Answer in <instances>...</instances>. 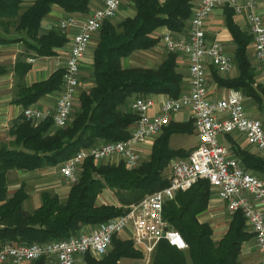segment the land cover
<instances>
[{
  "label": "trees",
  "instance_id": "trees-1",
  "mask_svg": "<svg viewBox=\"0 0 264 264\" xmlns=\"http://www.w3.org/2000/svg\"><path fill=\"white\" fill-rule=\"evenodd\" d=\"M133 17L117 23L105 20L93 50L92 85L80 92L78 107L64 128H54L51 119L37 125L21 115L9 133L12 144L21 147H0V247L4 243H43L66 238L84 225H96L125 212L124 205L136 203L146 194L168 184L162 172L172 158L182 155V150L172 149L169 138L175 133H191L193 122L171 121L155 138L147 160L135 168H127L120 161L116 164L95 163L87 158L80 165L78 179L69 186L67 196L61 199L47 190L41 192V203L32 211L22 208L27 198L19 187L7 197V173L9 170H35L60 166L81 148L104 141L126 139L137 119L133 111H123L122 106L133 95L146 97L162 93L177 97L184 88L183 74L176 69V55L166 53L155 68L121 66L122 57L136 50L150 49L158 39L152 32L160 26L170 31L182 32L189 19L193 0H132ZM23 0H0V25L7 30L22 32L26 49L38 56L55 54V47L66 41L59 28L40 35V20L56 4L65 12L84 13L90 0H34L22 9ZM226 25L236 44L234 63L238 75L234 78L214 76L220 86L240 90L242 94L264 110V88L256 84L254 69L248 58L247 48L251 37L233 22V10L225 8ZM0 35V44L12 41ZM30 65L24 61L15 64V73L22 78ZM4 69L0 67V73ZM63 69L53 72L47 79L26 87L21 85L15 102L25 108L46 93L57 91L62 85ZM54 128V130H52ZM233 155L248 171L264 177V158L241 149L228 136ZM112 190L121 206L96 204L103 189ZM211 186L206 179L198 180L186 191L177 192L173 200L166 201L163 216L179 231L188 244L186 250H178L161 240L150 256L149 264H241L242 244L253 237L248 231L241 212L231 215L224 235L213 238L208 222L199 221V215L207 208ZM87 264H115L121 258L140 260L143 254L133 247L130 240L113 236L106 255L95 259L85 255ZM44 258L34 261L43 264Z\"/></svg>",
  "mask_w": 264,
  "mask_h": 264
},
{
  "label": "built area",
  "instance_id": "built-area-1",
  "mask_svg": "<svg viewBox=\"0 0 264 264\" xmlns=\"http://www.w3.org/2000/svg\"><path fill=\"white\" fill-rule=\"evenodd\" d=\"M123 0H104L84 18L74 14L63 17L58 28L61 33L74 29L70 45L63 59L62 85L58 90L53 108H23V117L39 124L51 119L54 128H64L70 121L74 99L78 94L81 61L105 20L115 16ZM260 0H198L192 7L186 33L168 31L161 36L167 53H182L187 60L188 88L177 97H168L159 112L149 114L153 100L135 96L131 110L137 114L134 126L126 139L104 141L81 148L59 169L63 181L70 186L78 179L80 165L91 158L95 163L122 161L127 168L137 167L141 153L136 145L156 138L182 108H189L197 136L196 147L184 158L171 160L168 184L146 194L131 204L121 215L96 224L90 231L80 230L66 238L43 243L17 244L7 242L0 247V264H24L44 258L47 264H76L77 255L91 253L103 255L111 246L113 236L123 231L143 256L150 258L161 240L178 250H186L187 242L163 216L166 201L176 193L186 191L198 180H208L217 198L225 203L231 216L241 212L248 231L264 264V180L246 170L233 155L226 139L234 133L243 134L247 145L264 157V124L246 112L245 96L232 89L222 98H209L206 86L208 63L220 74L228 73L233 60L219 40L207 41L205 19L220 6H226L235 14H242L251 37L254 56L258 63L260 84L264 88V20L258 12ZM218 136L226 141L221 143Z\"/></svg>",
  "mask_w": 264,
  "mask_h": 264
},
{
  "label": "crops",
  "instance_id": "crops-1",
  "mask_svg": "<svg viewBox=\"0 0 264 264\" xmlns=\"http://www.w3.org/2000/svg\"><path fill=\"white\" fill-rule=\"evenodd\" d=\"M34 0H23L22 9L30 5ZM160 2L164 0H159ZM198 0H193L192 7L197 3ZM104 0H90L88 4V9L84 13L80 12H65L60 6L53 4L49 10V12L40 20V26L38 29V33L40 35L47 34L51 29L58 28L59 21L68 14H74L80 18H84L90 14V12L96 8H100L103 6ZM191 7V9H192ZM226 6H220L213 10V12L205 19L204 29H205V37L207 41L219 40L224 45L226 53L231 56L233 60L232 69L226 74H220L218 70L208 63L207 65V75H206V86H207V96L209 98H222L225 97L230 90L234 88H229L225 86H220L214 79V76H219L223 78H234L238 75V69L234 63V54L236 44L232 38V35L226 25ZM258 12L262 16L264 20V0H260L258 4ZM135 15V8L132 0H123L117 13L111 19H109L113 23H117L126 17H133ZM233 22L238 26V28L247 34V23L242 14H235L233 12L232 15ZM189 24V19L187 20L186 27L180 33H186ZM100 31V30H99ZM95 33L92 36L91 42L88 46L86 53L84 54L81 61V72L79 76V86L82 82L83 84L92 85V77L91 73L93 70V50L95 45L97 44L98 34ZM170 31L165 26L157 27L152 35L158 39V42L155 46L146 50H136L132 52L129 56L122 57L120 60L121 66L124 68L127 67H147V68H155L159 65V63L163 60L165 54L167 53L163 45L161 43V36ZM75 32L74 29L67 30V33L64 34L66 41L60 47H55V54L51 56H38L35 51L28 50L25 47L23 40H20L24 34L22 32L14 31L13 26L8 27L5 30L0 25V35L4 38L13 39L12 41H8L0 44V67L4 69L3 72L0 73V144L13 141L14 137L9 133L10 128L17 120H20L22 115L23 106L20 103L14 101L16 99V94L21 85L30 86L33 83L40 82L42 80L47 79L53 72L58 69H62L63 59L67 54L71 36ZM248 58L252 64L254 69V79L256 84H260L259 77V68L257 60L254 56L253 45L250 42L247 48ZM176 55V69L178 72L183 74V82L184 88L180 92H184L188 88V79H187V60L186 56L182 53H177ZM18 61H24L30 65L28 71L24 74L22 78L18 77L15 73V64ZM87 76L88 80L86 81L84 77ZM58 90L50 93H46L39 97L36 101L31 103L28 106H33L39 109L53 108L55 105V100L57 96ZM153 100V106L149 109V114H155L159 112L162 103L169 97L166 94L156 93V94H148ZM135 96L130 97L122 106L123 111H132L131 110V101ZM246 102V112L247 114L255 118L257 115H264V110H260L255 103L251 99L245 97ZM189 120H192L191 111L189 108H182L178 112H176L172 116L173 122L185 123ZM193 122V120H192ZM37 125V124H33ZM134 123L132 125V128ZM54 130V128H52ZM194 135L195 139L187 145L182 138H178L175 144H172L173 139L176 135ZM221 137L222 142L225 143L229 138L227 137L226 141ZM235 144H237L241 149L248 150L251 153H256L258 156L262 157L259 153L250 148L241 133H234L232 136H229ZM155 138L152 140H146L140 142L136 145V148L141 153V160H147L151 150L152 145ZM197 136L195 133L194 125L191 133H175L172 134L169 138V146L172 149L182 150L183 153L180 156H176L171 160L181 159L186 157L197 145ZM264 158V157H262ZM170 160V162H171ZM169 162V163H170ZM106 163V162H103ZM60 166L57 167H44L35 170H9L7 173V188L6 195L7 197L14 194V192L19 188L23 187L24 191L27 194V198L23 201H26L27 208L29 211L34 210L39 207L41 203V192L47 190L49 192L57 194L61 199L67 196L69 191V187H61L60 184H57V180L50 178L51 175L55 172L56 168L60 169ZM252 174L255 172L249 171ZM162 175L165 178H169L170 176V166L169 164L163 170ZM256 175V174H254ZM262 179L264 177L262 174ZM13 177V178H10ZM49 177V179H48ZM22 203V206H23ZM96 204H111L115 206H121V203L115 193L105 188L101 193L98 194L96 198ZM133 203L124 205L126 209ZM23 208V207H22ZM27 209V210H28ZM26 210V211H27ZM230 216L225 208V203L217 198V195L214 190L211 189V196L208 202L207 208L199 215V221L208 222L213 229V238L219 239L221 238L227 230L230 219H228V223L223 228V220L224 217ZM231 218V217H230ZM96 225H84L81 230L90 231L95 228ZM223 228V229H222ZM120 239L129 240V233L127 231H123L116 235ZM108 252V251H107ZM106 252V253H107ZM94 255L91 253H87L90 256H93L96 259H101L104 255ZM86 255V254H85ZM85 255H77L76 256V264H87ZM120 260V259H119ZM133 260V259H132ZM140 260H135V264H138ZM240 262L241 264H261V254L259 250L255 246V241L253 237L247 241H245L241 246L240 252ZM24 264H34L33 262H26ZM43 264H47L44 262Z\"/></svg>",
  "mask_w": 264,
  "mask_h": 264
},
{
  "label": "rangeland",
  "instance_id": "rangeland-1",
  "mask_svg": "<svg viewBox=\"0 0 264 264\" xmlns=\"http://www.w3.org/2000/svg\"><path fill=\"white\" fill-rule=\"evenodd\" d=\"M84 79L86 80V81H90V80H88V77L87 76H85L84 77ZM84 82H82L81 84H80V86L78 87V94H77V97L74 99V102H73V107H72V112H71V115L74 113V111L77 109V107H78V96H79V94H80V92L81 91H83V90H87L89 87V85H87V84H83ZM245 105H246V102H245ZM256 119H259L263 124H264V115H257L256 117H255ZM182 138V139H184V141H185V143L187 144V145H189L194 139H195V136L194 135H176L175 137H174V139H173V142H172V144H175V142L177 141V139L178 138ZM218 140H219V142H222V140H221V137L220 136H218ZM0 147H6V148H13V147H15V148H18V149H20L21 147H19V146H15V145H13L12 144V142H6V143H2V144H0ZM254 154H256V153H254ZM257 155V154H256ZM101 163H103V162H101ZM108 163V162H107ZM116 163H118V161H114V162H112V163H109V164H116ZM97 164H99V163H97ZM254 174H256V176H258V177H260V178H262V176L260 175V174H258V173H254ZM164 177V176H163ZM10 178H13V177H10ZM50 178H52V179H55V180H57V184H60L61 185V187H69L64 181H63V179H62V177L60 176V174H59V168H56L55 169V172L53 173V175H51L50 176ZM48 179H49V177H48ZM155 191V190H154ZM153 192V191H152ZM52 193V192H51ZM27 206V204H26V201L23 203V209L24 210H27L28 208L26 207ZM27 211H29V209L27 210ZM230 217L231 216H226L225 215V217H224V220H223V228L226 226V224L228 223V219H230ZM222 228V229H223ZM93 257V256H92ZM94 258V257H93ZM96 259V258H95ZM149 262H150V258H146L145 256H143L142 257V259H141V261H139L138 262V264H149ZM115 264H135V260H132V259H129V258H121L120 260H118Z\"/></svg>",
  "mask_w": 264,
  "mask_h": 264
}]
</instances>
